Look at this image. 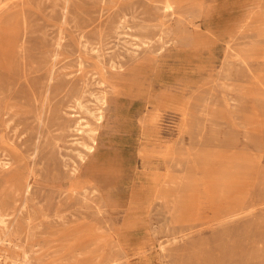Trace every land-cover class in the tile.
I'll return each mask as SVG.
<instances>
[{"label":"rangeland","instance_id":"rangeland-1","mask_svg":"<svg viewBox=\"0 0 264 264\" xmlns=\"http://www.w3.org/2000/svg\"><path fill=\"white\" fill-rule=\"evenodd\" d=\"M167 1L0 0V264H264V0Z\"/></svg>","mask_w":264,"mask_h":264},{"label":"bare ground","instance_id":"bare-ground-1","mask_svg":"<svg viewBox=\"0 0 264 264\" xmlns=\"http://www.w3.org/2000/svg\"><path fill=\"white\" fill-rule=\"evenodd\" d=\"M165 7L166 8H169V7H171V1L170 0H168L167 2H166V4H165ZM173 67V66H172ZM162 73V72H161ZM164 81V80H163ZM164 83V82H163ZM128 123V122H127ZM144 178V177H143Z\"/></svg>","mask_w":264,"mask_h":264}]
</instances>
